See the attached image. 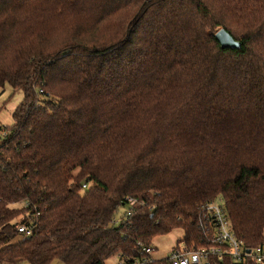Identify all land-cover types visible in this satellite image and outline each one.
I'll list each match as a JSON object with an SVG mask.
<instances>
[{"label": "trees", "instance_id": "16d2710c", "mask_svg": "<svg viewBox=\"0 0 264 264\" xmlns=\"http://www.w3.org/2000/svg\"><path fill=\"white\" fill-rule=\"evenodd\" d=\"M7 87L24 97L0 128V264H133L177 229L196 249L220 199L264 245V0H0Z\"/></svg>", "mask_w": 264, "mask_h": 264}, {"label": "built area", "instance_id": "2783aa9c", "mask_svg": "<svg viewBox=\"0 0 264 264\" xmlns=\"http://www.w3.org/2000/svg\"><path fill=\"white\" fill-rule=\"evenodd\" d=\"M6 131L3 129L1 135L6 136ZM84 189L87 185H84ZM154 193H148L146 198L137 199L128 197L124 201L125 218L131 216L135 211L148 207L150 210L155 209ZM203 214L206 223V239L207 245L196 249H188L183 246H176L168 259L171 264H208L211 257L219 259H228L231 264H247L251 261L254 264H264V245L250 249L247 253V248L243 242L239 240L233 230L230 216L223 202H211L203 205ZM118 222V219L115 220ZM17 230L25 236L32 235V228L18 225ZM143 252L149 257L143 261H135L133 264H145L152 262L155 259L153 254L154 248L143 247ZM120 264H127L120 262Z\"/></svg>", "mask_w": 264, "mask_h": 264}, {"label": "rangeland", "instance_id": "374dc122", "mask_svg": "<svg viewBox=\"0 0 264 264\" xmlns=\"http://www.w3.org/2000/svg\"><path fill=\"white\" fill-rule=\"evenodd\" d=\"M4 92H0V128H5L8 126H12L14 123L13 113L19 106V104L23 100L22 92L13 93L11 88H6ZM5 93V94H4ZM4 94V95H3ZM14 111V112H13ZM125 208L122 207L119 214L118 219L122 215H124ZM183 230L177 229L169 233L168 235L161 236L156 238L153 241L154 251L153 254L156 260L166 259L172 253L173 249L179 245L180 248L183 247V243L181 241L183 237ZM25 236L19 235L14 243L21 241ZM109 264H120L118 260V256L114 255L108 259ZM107 262V264H108ZM28 264V263H24Z\"/></svg>", "mask_w": 264, "mask_h": 264}, {"label": "water", "instance_id": "95a60500", "mask_svg": "<svg viewBox=\"0 0 264 264\" xmlns=\"http://www.w3.org/2000/svg\"><path fill=\"white\" fill-rule=\"evenodd\" d=\"M215 39L220 44L222 49L236 50L241 48V43L234 40V38L225 30L221 29L215 34ZM250 253V250H247Z\"/></svg>", "mask_w": 264, "mask_h": 264}, {"label": "crops", "instance_id": "0c3cea01", "mask_svg": "<svg viewBox=\"0 0 264 264\" xmlns=\"http://www.w3.org/2000/svg\"><path fill=\"white\" fill-rule=\"evenodd\" d=\"M7 88H10V87H7ZM5 90H7V89H5ZM4 90V91H5ZM4 91H0V92H4ZM13 91V90H12ZM5 94V93H4ZM3 94V95H4ZM23 94V93H22ZM24 97V96H23ZM14 112V111H13ZM107 262H108V260L106 261V264H107ZM52 264H62L61 262H59V261H55V262H53ZM108 264H109V262H108Z\"/></svg>", "mask_w": 264, "mask_h": 264}]
</instances>
